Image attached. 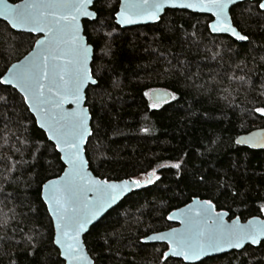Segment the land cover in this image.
<instances>
[{
    "label": "trees",
    "instance_id": "16d2710c",
    "mask_svg": "<svg viewBox=\"0 0 264 264\" xmlns=\"http://www.w3.org/2000/svg\"><path fill=\"white\" fill-rule=\"evenodd\" d=\"M119 7L120 0H99L97 20L84 21L97 81L87 91L93 133L86 154L100 179H154L84 241L95 264H186L164 260L166 244L143 243L176 226L168 219L174 211L200 199L212 200L230 221L264 218V150L236 143L264 128V116L254 111L264 108V17L258 0L234 6V25L249 36L238 43L213 35L211 16L185 10L122 29ZM36 39L0 21V78ZM152 89L176 99L149 108L144 93ZM0 97V264H66L52 242L54 224L42 198L43 185L65 165L23 97L4 85ZM197 264H264V242Z\"/></svg>",
    "mask_w": 264,
    "mask_h": 264
},
{
    "label": "snow or ice",
    "instance_id": "6c2138e0",
    "mask_svg": "<svg viewBox=\"0 0 264 264\" xmlns=\"http://www.w3.org/2000/svg\"><path fill=\"white\" fill-rule=\"evenodd\" d=\"M236 3L237 0H121L120 11L115 14L117 23L124 25L136 23L140 18L158 21L160 13L169 7L208 12L215 18L207 25L212 33H228L237 41H249L248 35L237 30L229 14V6ZM93 4L94 0H23V3L10 5L7 0H0V16L7 20L11 28L19 32L50 34L47 40H35L40 49L37 55L31 59L25 57L27 63L12 65L8 75L0 78V85L11 84L19 89L23 102L41 113L43 122L40 127L49 133L48 140L54 142V150L64 153L60 159L71 166V173L66 171L59 182L49 180L43 187L47 190L45 203L56 229L52 242L59 246V255L72 264H92L81 245V233L125 193L142 186L140 180L114 183L86 179L84 172L86 161L81 157V149L90 130L88 111L80 107L84 99L81 90L89 81L92 84L97 81L91 79L87 68L90 46L81 35L78 20L82 16L96 19L97 13L88 10ZM258 8L259 14L264 17V0H258ZM60 60L64 63H57ZM239 79L243 80V77ZM161 91L165 96L176 99L167 90L152 89L151 94L144 93L150 101H155L148 105L149 108L159 107V101L164 99ZM68 98L78 106L77 110L67 114L54 111L60 109L61 103ZM254 111L264 116V108ZM236 143L254 144L256 141L238 139ZM260 146L264 147V143ZM173 167L179 168L180 165ZM148 183L152 180L149 179ZM90 192L94 193L91 197L88 196ZM215 209L212 200L201 201L195 209L189 206L187 213L181 209V223L185 224L183 231L172 229L147 239L168 243L169 250L162 253L164 260L175 256L192 262L264 241V221L249 220L246 225L233 221L229 225L223 219L227 213ZM260 211H264V206ZM173 218L168 217L170 220Z\"/></svg>",
    "mask_w": 264,
    "mask_h": 264
},
{
    "label": "water",
    "instance_id": "95a60500",
    "mask_svg": "<svg viewBox=\"0 0 264 264\" xmlns=\"http://www.w3.org/2000/svg\"><path fill=\"white\" fill-rule=\"evenodd\" d=\"M99 1V0H94V4L89 6V11H94L93 10V7L95 5V3ZM255 0H237V3L234 4V5H230L229 6V14L232 16L231 14V10L234 6L238 5V4H241V3H244V2H254ZM7 3L10 4V5H14L13 3L9 2L7 0ZM20 3H23V0L19 3H16V4H20ZM120 7H121V0H120ZM120 7H119V11H120ZM167 10H185V11H189V12H192V13H196V14H202V15H208V16H211V13H208V12H201V11H194L192 9H186V8H165L164 11L162 13H160V19L158 21H152V20H149L147 18H140L138 19V21L136 23H132V24H124V25H121V24H118L117 23V19L118 17L116 16V24L121 27L122 29H126V28H133V27H139V26H146V25H153V24H157L158 22H160L161 18L165 15L166 11ZM49 11H52V10H49ZM213 18V21H214V17ZM97 20V16H96V19L93 20L91 18H88V17H80L79 20H78V23L81 25V35L84 37V40L85 42L90 46V52H89V59H88V62H87V68H88V71H89V74L91 76V79L92 80H96L93 76V70H92V64H93V59H94V47L89 44L88 42V39L85 35V28H84V21H90V22H93V21H96ZM0 21H4L8 24L7 20L3 17V16H0ZM212 21V22H213ZM211 22V23H212ZM234 23V22H233ZM9 25V24H8ZM10 26V25H9ZM11 27V26H10ZM13 29V28H12ZM14 31H17L19 32L17 29H13ZM238 30V29H237ZM211 31V30H210ZM239 31V30H238ZM22 33H27V34H33L35 35L36 37H38V39L40 40H47L48 39V36L50 34L48 33H45V32H33V33H29L27 31H23ZM212 33V32H211ZM213 35H224V36H229L231 37L233 40L234 37H232L230 34L228 33H212ZM236 42L238 43H245L246 41L244 42H241V41H237L235 40ZM63 47V46H62ZM40 51L39 49V46H37L36 44L34 45L32 51L26 55L25 57H29V59H31L33 56H36L37 53ZM31 54V56H30ZM25 57L23 59H21L20 61L14 63L16 65H20L21 63H27L28 61L25 60ZM57 63H64V60H60L58 61ZM13 64V65H14ZM12 66V65H11ZM11 68V67H10ZM8 75V71L7 73L3 76V77H6ZM45 84H47V80L44 81ZM96 84H92L91 81H89L88 83L85 84L84 88L81 90V95L84 99H82L81 101V105L80 107H83L85 109H87L88 111V115H89V119L87 121L88 123V128L90 130V135H88L86 137V140H85V143L82 145V149H81V157L86 161L85 165H84V172L86 173V179H92V180H106V179H100L99 177H97L90 169V164H89V161H88V158H87V154H86V147H87V144H88V141L90 139V137L92 136V115L90 113V110L89 108L87 107V91L88 89L91 87V86H96ZM4 86H7V87H11L13 89H15L22 97H23V94L22 92L17 89V88H14L11 84H8V85H4ZM169 92V91H167ZM170 93V92H169ZM160 95L164 97V99H161L159 101V105H162V104H166L168 102H170L172 100V98L170 96H165V93L163 91L160 92ZM155 101H152V103H154ZM27 107H28V104L26 103ZM29 108V107H28ZM78 109V106L74 103H72V100L71 98H68L67 100L63 101L61 103V108L60 109H54V111L56 112H61L62 114H67V113H71L75 110ZM30 112L31 114L35 117L36 121H37V125L38 127L46 134L47 138H48V135L49 133L47 131H45V129L41 128L40 127V123L43 122L42 120V115L40 112H38L36 109H30ZM238 139H247V140H250V141H256V143L254 144H238L240 146H244V147H247L251 150H264V147L260 146L261 143H264V128L263 129H258V130H255L249 134H246V135H242L240 136ZM237 139V140H238ZM50 141V140H49ZM54 144L53 141H50ZM58 153L63 156L64 153L63 152H59ZM62 160V159H61ZM63 164L65 165V170L64 172L62 173L61 176H59L58 178H55L53 180H56L59 182V178L60 177H63L65 175V172H69L71 173L72 169H71V166L66 163L64 160H62ZM151 179L153 181L154 179V175H150L148 177V179L146 181H141L142 182V186L140 187H134L131 191L125 193L115 204H113L111 207L107 208L106 211L104 213H102L100 216L96 217L93 219V222L91 224H89L87 226V230L83 233H81L80 235V241H81V245L84 249V252L85 254L87 255L88 259L92 261V264H95L94 260L92 259V257L90 256L87 248H86V244H85V241H84V237L88 234V232L90 231V229L95 225L97 224L104 216H106L111 210H113L115 207H117L121 202H123L128 196L132 195L134 192L138 191L139 189L145 187L148 183V180ZM132 180H137V179H132ZM110 182H114V183H119L120 181H110ZM46 193H47V190L44 189V187L42 188V198H43V201L45 203V199H46ZM94 193H88V196H93ZM202 200L200 199H195L192 203H190L189 205L181 208L185 211V213L188 212V209H189V206H191L193 209H195L199 203L201 202ZM46 206H47V209H48V204L45 203ZM176 210L174 211L173 213L170 214V216H173L174 218L171 219L170 221L174 224H176V226L172 229H177V230H180V231H183L185 229V224L184 223H181V220L183 219V217L181 216L180 214V210ZM216 210V209H215ZM217 211V210H216ZM49 212V211H48ZM226 213V212H225ZM52 220H53V217H52V214L49 212ZM225 223L231 225L233 221H236V223L238 224H247V222H242L241 219L237 218V219H234V220H229V214L227 213V215H225L223 217ZM250 220H255L256 222H259V221H264V218H259V217H255V218H252ZM54 224V222H53ZM172 229L170 230H167V231H164V232H161V233H168L170 232ZM54 230H55V237H56V229H55V225H54ZM161 233H157V234H161ZM153 235H156V234H153ZM151 235V236H153ZM149 236V237H151ZM148 238V237H147ZM147 238H145L143 240V243L145 244H166L168 245V243L166 241H154V240H148ZM55 239V238H54ZM147 241V242H145ZM264 242V241H261V243ZM261 243H258V244H245V247L243 249H231L227 252H224V253H217V254H213V255H210V256H205V257H202L201 259L199 260H196L194 262L192 261H186L183 259V257H175V256H170L169 258H174V259H179V260H182L184 261L186 264H197V263H200L208 258H214V257H219V256H222V255H225V254H229V253H232V252H240L242 250H244L246 247L248 246H252V247H259ZM174 246V245H173ZM56 247L59 249L60 251V248L58 245H56ZM62 260L66 263V264H72V262L68 259H65L63 256H61Z\"/></svg>",
    "mask_w": 264,
    "mask_h": 264
},
{
    "label": "rangeland",
    "instance_id": "374dc122",
    "mask_svg": "<svg viewBox=\"0 0 264 264\" xmlns=\"http://www.w3.org/2000/svg\"><path fill=\"white\" fill-rule=\"evenodd\" d=\"M148 178H143V179H139V180H141V181H146Z\"/></svg>",
    "mask_w": 264,
    "mask_h": 264
}]
</instances>
